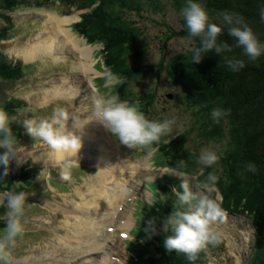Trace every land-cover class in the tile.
<instances>
[{
	"label": "rangeland",
	"instance_id": "374dc122",
	"mask_svg": "<svg viewBox=\"0 0 264 264\" xmlns=\"http://www.w3.org/2000/svg\"><path fill=\"white\" fill-rule=\"evenodd\" d=\"M141 2L149 4L150 7L147 6L143 10V17H146L144 21L141 14L130 15L140 26L137 29L140 47L137 48V52L131 50L128 56L129 64L138 69V74L132 77L126 89V95L140 97L148 94V101L151 100L150 95L153 101L148 107V116L152 117L151 119L175 120L173 132L162 137L166 138V141L176 137L177 128H182V132L187 137L186 147L195 158L201 148L214 147L220 157L218 167H215L216 174L222 181L230 180L231 176L227 172L226 164L229 157L234 155L232 152L236 148L231 135L228 131H222L221 134H217L216 139H211L213 138L211 135V137H205L199 127L196 107L187 102L188 94L183 87L176 86L172 82L163 68L162 71L159 70L160 65L168 64L170 60L182 55L191 46L186 41V36L179 33L184 29L183 18L180 15L183 3L174 0H141ZM85 11V8L79 6L75 8L68 0L46 2L26 0L25 3H17L11 10H0V31L5 28L6 32V36L0 40V54L9 62L31 65L30 69L29 67L26 69L25 75L17 81L0 78V98H19L25 101L26 106L18 112V120L21 124L27 118L37 121L50 118L53 109L61 107L69 114L68 127H72L74 118L76 125H83L81 129L83 130L86 128L84 122L78 121L91 115L92 101L97 97V94L92 92L93 83L100 90V97L106 100L117 98L115 85L109 87L110 82L104 84V78L95 77L102 70H106L104 66H100L104 62L100 51L102 46L89 44L72 28V24L81 20L82 13ZM52 17L61 21L56 28L63 27L81 44V47L91 49L87 54L88 57L69 45H63L62 43H65L62 38L65 35L63 32H60V36H52L54 40H57L54 46H51L52 52L50 50L46 52L43 47H39L36 55L32 57L25 55L26 48L31 43L46 45L44 38L49 33L54 34L53 24L50 23ZM55 47L58 50L55 51ZM82 62L85 65L89 64L87 70L82 66ZM94 63H96L94 68L98 72L93 68ZM48 90L51 92L48 93ZM100 130L103 135L105 133L107 135H105L107 144L101 147L102 150H99L96 141L91 137L86 138L79 134L83 142L78 152L76 154L70 151L64 152L61 157H56L55 152L46 144L40 140H33L24 131L22 138L19 139L17 152L8 154V158L14 162L16 172L27 160L42 167L36 170L30 185L31 190L25 192L26 211L21 218L24 235L18 238L12 247L5 249L10 255L11 264H65L70 258L67 264H129L132 256L127 250L126 242L133 239L135 228L138 233L140 232L136 222L138 219L140 222L145 209L156 199L153 195V191L157 188L155 179L169 175L180 184L182 178L177 174L168 173L171 170L166 167L165 157L160 152L152 151L151 145L128 149L124 145H119L118 141H114L112 135L111 140L110 132L105 129L104 133L103 126ZM208 133L206 129L204 134ZM112 141L113 145L119 147L123 153L110 144ZM89 148L92 150H88ZM2 150L4 154L8 152L7 148L2 147ZM128 154L129 156H125ZM72 160H77L80 166L73 168L70 182L63 181L58 175L59 164ZM114 160L118 161L117 164L125 170L128 168L130 173L125 175L116 173L123 179L127 194L119 199L122 211L119 209L115 216L112 215L114 220L109 225L112 229L111 236L106 239L104 248L100 252L85 255L75 251L71 254L66 251L65 245L58 243L56 237L69 232L65 221L71 216L67 213L73 214L76 220V215H80L78 217L83 221L96 216L102 217L98 211L93 209L91 213L89 207H84L96 206L98 203V200H94L92 204L89 201L93 191L92 185L97 178L106 181L107 179L118 180L111 171ZM194 160L196 165V159ZM211 170L208 169V171ZM186 176L192 190L198 191L195 184L199 183L195 177ZM87 187L92 188L87 190ZM6 194L7 192H0V205L7 203ZM213 195L221 202V193L215 192ZM224 212V221L217 222L213 226L222 234V241L219 244L206 246L207 253L202 259L203 263L248 264L254 255L252 245L255 238L250 218L246 214L235 216ZM1 218L7 223L6 213ZM126 218L128 222L125 221ZM123 221L125 222L122 223ZM122 225H126V229L122 228ZM131 230L132 233H130ZM71 242L77 245L76 238ZM121 244L125 247V253L120 254L122 258L118 255L115 256L114 261H109L107 257H110V254L107 255V252L114 250L118 253L115 247L122 248Z\"/></svg>",
	"mask_w": 264,
	"mask_h": 264
},
{
	"label": "trees",
	"instance_id": "16d2710c",
	"mask_svg": "<svg viewBox=\"0 0 264 264\" xmlns=\"http://www.w3.org/2000/svg\"><path fill=\"white\" fill-rule=\"evenodd\" d=\"M46 1L49 0H41V2ZM68 1L75 8L78 6L91 8L90 11L82 13L81 20L72 24V28L88 43L103 45V63L111 76L119 79L116 85L118 99L138 106L151 119L152 117L148 116V107L153 101L150 95V101L148 94L140 97L126 95L128 84L132 77L138 74V69L129 64L128 56L131 50L137 52V48L140 47L137 32L140 26L130 15L141 14L144 21L146 17H143V10L150 5L141 0ZM174 1L184 4V0ZM25 2L26 0H0V10H11L17 3ZM202 3L214 22L218 12L227 10L238 13L252 26L258 38L264 41V22L259 18V8L264 6V0H202ZM179 33L187 36L185 27ZM5 36L6 32L3 28L0 31V40ZM218 39L225 40L229 44L234 43L228 36L226 28ZM229 55L243 59L245 67L239 71H232L224 58L216 55L214 51L205 52L202 59L193 64L192 54L188 50L170 60L168 64L158 67L160 71L163 68L172 82L176 86L183 87L188 94L187 102L196 107L199 127L205 137L211 135L213 137L211 139H216L217 134H221L222 131H228L231 135L236 147L232 152L234 155L229 157L226 164L231 179L226 181L219 179L217 191L222 195L221 206L224 209L233 213H246L251 217L256 236L253 245L254 255L248 264H264V55L255 61H249L243 56L241 49L236 47H233ZM28 67L30 69L31 65L9 62L1 55L0 78L17 81L25 75ZM25 106V101L19 98H0V108L6 110L10 118H15L11 126L18 140L25 131L18 120V112ZM216 107L230 110L226 120H222L219 124L210 117L211 110ZM206 129L208 134H204ZM198 137L202 138L200 135ZM165 141L166 138H161L152 146H158L157 149L165 157L169 168L174 169L177 162L183 160L184 173L196 174L197 182L201 183L204 176L198 173V166L195 165L194 160L196 158L186 147L187 137L184 132ZM0 148V175L5 169L8 172L4 179H0V192L8 193L13 188L23 192L31 190L30 185L38 165L26 161L16 172L12 159L7 157V162H4V153L2 147ZM249 161L255 162L258 170L254 174L242 175L243 166ZM207 172L208 169L205 170V175ZM175 182L177 180L169 175L161 176L155 181L157 189L160 190L157 191L161 192L162 196L148 206L140 232L136 231L135 241L130 243L132 257L129 264H203L202 258L206 254V247L190 259L185 253L166 251L163 247L166 234L161 226H158L157 233L152 236L144 230L148 219L159 220L173 211L175 193L171 185H176ZM0 206H2L0 207V230H2L7 225L1 218L6 213V207Z\"/></svg>",
	"mask_w": 264,
	"mask_h": 264
},
{
	"label": "clouds",
	"instance_id": "9594fccd",
	"mask_svg": "<svg viewBox=\"0 0 264 264\" xmlns=\"http://www.w3.org/2000/svg\"><path fill=\"white\" fill-rule=\"evenodd\" d=\"M90 10L91 8H87L85 12ZM180 15L183 18L184 27L187 32L185 39L191 45L187 50L192 54L193 64L198 63L205 52L214 51L216 55L223 57L228 67L235 72L245 67V61L229 55L232 53L233 47L241 49L243 56L247 57L249 61H255L264 55V41L258 38L252 26L238 13L227 10L218 12L214 22L202 3V0H184V4L180 9ZM259 18L261 22H264V6L259 8ZM225 28L227 29L228 36L232 38L233 44L218 39ZM99 45L102 46L100 49L102 53L103 45ZM96 63L93 64V68ZM100 66L105 67L103 62ZM99 73L98 76H94L104 78V84L110 82L108 84L109 87L111 85L116 86L119 82V79L111 76L107 69ZM102 74L104 75L101 76ZM92 92L93 94H97V97L92 101L91 120L98 121L103 126L104 133L105 129L110 132L111 140L113 137L114 141H118L119 145H124L128 149L143 148L151 145L152 151L160 152L157 149L158 146L153 147L152 144L158 143L162 137L168 136L173 132L176 124L175 120L171 118L162 120L150 119L138 106L129 104L128 101L119 100L118 95L117 98L106 100L100 97V90L94 83ZM229 114L230 110L216 107L211 110L210 117L215 123L219 124L222 120H226ZM14 119L9 117L6 110L0 108V147L8 149V152L4 154L5 163L7 162L8 154L17 152L16 149L20 144V141L15 135V130L11 126L12 120ZM68 120V112L64 108L57 107L53 109L50 118L40 119L38 121L33 118H27L22 121V125L26 133L33 140L42 141L54 152L70 151L76 154L81 147V136L77 133L78 130L83 128V125H76L75 119L73 118L72 127L69 128ZM182 131V128H177L175 134H182ZM110 144L113 145V141ZM113 147L123 153L119 147H115L114 145ZM125 156H129V154ZM219 159L218 152L214 147L200 149L196 158V164L198 165V173L204 176V180L199 184H195L198 191L192 190L186 175L194 176L196 181L197 176L193 173H184L185 162L183 160L178 161L174 169L169 168V164L167 163L166 167L171 170L168 173L177 174L182 178L180 184L177 180L174 183L176 185H171L173 188L172 191L175 193L174 209L170 214L159 220L155 218L148 219L144 225V230L150 233L151 236L157 233L158 226L162 227L163 232L166 234L163 239V247L167 252L175 251L185 253L190 259H193L195 254L207 245L221 243L223 238L222 234L215 230L213 226L217 222L224 221V211L235 216L246 214L233 213L224 209L221 206L222 199L219 202L213 195L215 192L220 194L217 191L219 177L215 171V167H218ZM77 165L80 166L77 160L61 162L58 169L59 178L63 181L70 182L72 179V170ZM40 168L42 169L41 166H37V169ZM206 169L212 170L208 171L205 175ZM257 170L256 163L249 161L243 166L241 174H254ZM7 174V169H5L4 173L0 175V179H4ZM157 190L159 189L156 188L153 191L156 199L151 204L158 197L162 196L161 192H159L160 190ZM126 194L127 189L122 186L120 195L124 196ZM5 197L7 198V203L3 204L6 207L7 226L3 230H0V264H11L10 255L5 249L12 247L17 239L22 238L24 235L21 218L25 215L26 211V194L23 191H16L13 188ZM119 209L122 211V205L119 206ZM147 209L148 207L145 209L140 222L139 219L136 222L139 228L141 227ZM246 216L251 221V217L247 214ZM251 223L255 231L253 222ZM136 231L135 228V234H131L133 239L126 242V247L130 254L132 252L129 246L131 242L135 241ZM130 233H132V230Z\"/></svg>",
	"mask_w": 264,
	"mask_h": 264
},
{
	"label": "bare ground",
	"instance_id": "6f19581e",
	"mask_svg": "<svg viewBox=\"0 0 264 264\" xmlns=\"http://www.w3.org/2000/svg\"><path fill=\"white\" fill-rule=\"evenodd\" d=\"M59 22H61V21H59V19H56V18L54 19V17H52L50 19V23L53 24L52 28H53L54 34L49 33L44 38L45 42H47L46 45H43L45 43H43L42 45H37L36 43H31L30 46H28L26 48V51H25V55L27 57H32V56L36 55L39 52L37 50V48H39V47H43L46 52H47V50H50V52H52L53 49L51 46H54L55 41H57L56 39L54 40L53 37H55L56 35H59L60 32L65 33L64 37H62V35H61V37L64 38L63 39L64 42L66 43V44L62 43L63 45H69L73 49H77V51L82 52L85 56L88 54V52L91 50L90 48L81 47V44L78 43V41H76L70 33H68L66 30H64L63 27L56 28L57 25H60ZM90 40H92V39H90ZM58 48H59V46H58ZM58 48L55 47V51L58 50ZM86 57H88V55ZM82 66L85 68V70H87V68L89 67V64L85 65V63L82 62ZM47 92L50 93L51 90H48ZM91 119H92V117L90 115V116L84 118L82 121H80V120L78 121V122H84L86 128L83 130H80V131L78 130L77 134L84 135L86 138L91 137L92 140L96 141V145L99 146V150H102L101 147H103L104 144H107V141L105 142V140H107V138L105 135L102 134V130H100V127L102 125L98 121L91 120ZM97 123H99V125H97ZM83 139H84V137H83ZM81 142H83V141H81ZM90 142H92V141H90ZM92 143H94V142H92ZM108 148H109V146L107 145V150H108ZM88 150H92V149L89 148ZM63 153L64 152H55V155H56V157H59V156L61 157V155H63ZM49 155H50V157L53 156L51 153ZM79 155H81V154H79ZM117 162L118 161H116V160H114L112 162L111 171L114 175L117 176L118 180L107 179L108 181H106L104 179L97 178V180L94 181L95 183H93V185H92L93 191H92V193L90 192L91 198L89 201L92 204V202L94 200H98V203L96 206L84 207V208L89 207L91 213L93 212V209L98 211L99 214H102V217L96 216V217H93L91 219L83 221V219L80 220V217H78L80 215H76V218H77V220H76V219H74L75 216L73 214L67 213L69 216H71L68 219H66V221H65L68 224L67 228H68L69 232L64 234L63 236L58 235L56 238H57V241L59 244L65 245L64 247H65L66 251H68L69 253L73 254L75 251L76 252L80 251V252H82L81 254L88 255V253L100 252V250H102L104 248L103 245L105 244L106 239L110 238L111 233H112V229L109 228V225L114 220V217L112 215L115 216L119 210V206H120L119 205V202H120L119 199L121 198L120 189L122 186L124 187L123 179L118 177V175L116 173H121L123 175L130 173V170L128 168H126L127 170H125L123 167L118 165ZM122 166H124V165H122ZM135 169H136V167H135ZM91 188L92 187H87V190H90ZM0 207H2V206H0ZM70 210H72V209H70ZM82 214H84V213H82ZM127 219L128 218H126V220H125L126 222H128ZM125 221H123L122 223H124ZM126 227H127L126 225H122V228L126 229ZM70 231H72V232L70 233ZM69 233L71 236L69 235ZM75 238L77 239V245L74 242H71ZM64 247H63V249H64ZM121 247L122 248H120V247L118 248L117 246L115 247L116 251H119L118 253L114 252V250L113 251L109 250L107 252V255L110 254V257H107V259L109 261L110 260L114 261L115 256H118V255L120 256V254H124L125 253V247L122 244H121ZM120 257L122 258V256H120ZM70 259H68L65 262V264L69 263Z\"/></svg>",
	"mask_w": 264,
	"mask_h": 264
}]
</instances>
